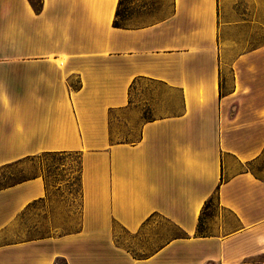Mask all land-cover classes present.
<instances>
[{"label":"crops","instance_id":"0c3cea01","mask_svg":"<svg viewBox=\"0 0 264 264\" xmlns=\"http://www.w3.org/2000/svg\"><path fill=\"white\" fill-rule=\"evenodd\" d=\"M44 153L79 154L80 227L25 222L43 175L3 185L0 264L264 256V0H0V169Z\"/></svg>","mask_w":264,"mask_h":264},{"label":"rangeland","instance_id":"374dc122","mask_svg":"<svg viewBox=\"0 0 264 264\" xmlns=\"http://www.w3.org/2000/svg\"><path fill=\"white\" fill-rule=\"evenodd\" d=\"M141 125L142 119L139 116L134 115L129 118L125 112H115L111 116L112 137L116 141H137L140 138ZM251 169L264 179V155ZM36 174L46 178L49 188L47 203L50 207L46 210H38L44 206V203L36 204L35 208L28 210L24 215L25 222L38 221L42 233L51 228L55 234L77 230L80 227L82 206L79 154H41L4 167L0 169V187ZM214 205L215 201L210 211H216ZM116 229L122 244L134 242L133 237L122 228L117 226ZM238 264H264V256L254 257Z\"/></svg>","mask_w":264,"mask_h":264},{"label":"trees","instance_id":"16d2710c","mask_svg":"<svg viewBox=\"0 0 264 264\" xmlns=\"http://www.w3.org/2000/svg\"><path fill=\"white\" fill-rule=\"evenodd\" d=\"M32 1H34V0H32ZM34 3H37V2L34 1ZM115 24L118 25V21L117 20H115ZM44 154H57V153H44ZM58 154H60V153H58ZM80 170H81V167H80Z\"/></svg>","mask_w":264,"mask_h":264}]
</instances>
